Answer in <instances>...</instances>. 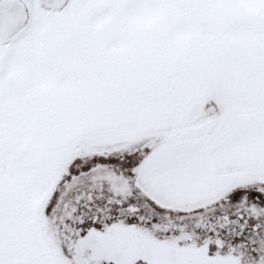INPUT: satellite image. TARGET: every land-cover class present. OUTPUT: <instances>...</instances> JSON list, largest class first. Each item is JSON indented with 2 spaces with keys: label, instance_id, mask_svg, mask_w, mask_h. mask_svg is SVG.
<instances>
[{
  "label": "snow or ice",
  "instance_id": "1",
  "mask_svg": "<svg viewBox=\"0 0 264 264\" xmlns=\"http://www.w3.org/2000/svg\"><path fill=\"white\" fill-rule=\"evenodd\" d=\"M0 264H264V0H0Z\"/></svg>",
  "mask_w": 264,
  "mask_h": 264
}]
</instances>
